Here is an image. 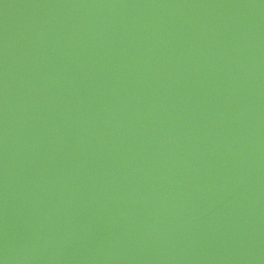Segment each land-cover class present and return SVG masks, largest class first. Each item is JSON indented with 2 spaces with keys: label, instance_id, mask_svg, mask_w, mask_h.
<instances>
[{
  "label": "water",
  "instance_id": "water-1",
  "mask_svg": "<svg viewBox=\"0 0 264 264\" xmlns=\"http://www.w3.org/2000/svg\"><path fill=\"white\" fill-rule=\"evenodd\" d=\"M0 264H264V0H0Z\"/></svg>",
  "mask_w": 264,
  "mask_h": 264
}]
</instances>
